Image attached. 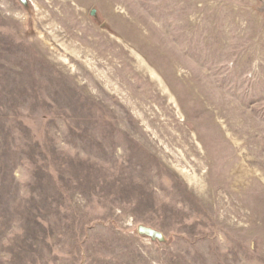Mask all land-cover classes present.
<instances>
[{"label": "rangeland", "instance_id": "374dc122", "mask_svg": "<svg viewBox=\"0 0 264 264\" xmlns=\"http://www.w3.org/2000/svg\"><path fill=\"white\" fill-rule=\"evenodd\" d=\"M0 264H264V0H0Z\"/></svg>", "mask_w": 264, "mask_h": 264}, {"label": "water", "instance_id": "95a60500", "mask_svg": "<svg viewBox=\"0 0 264 264\" xmlns=\"http://www.w3.org/2000/svg\"><path fill=\"white\" fill-rule=\"evenodd\" d=\"M140 231L149 235H155V231L150 228L140 227Z\"/></svg>", "mask_w": 264, "mask_h": 264}]
</instances>
